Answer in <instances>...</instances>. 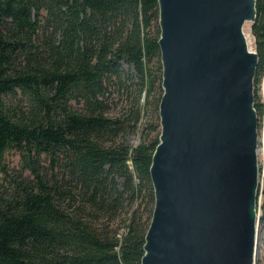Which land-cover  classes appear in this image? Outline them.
I'll list each match as a JSON object with an SVG mask.
<instances>
[{
    "label": "trees",
    "instance_id": "1",
    "mask_svg": "<svg viewBox=\"0 0 264 264\" xmlns=\"http://www.w3.org/2000/svg\"><path fill=\"white\" fill-rule=\"evenodd\" d=\"M253 7L254 90L264 0ZM157 20L156 0H0V172L10 151L20 169L0 197V264H140L162 94ZM113 94L130 100L125 116L107 117ZM252 106L260 117L254 93ZM142 114L156 124L131 148L122 135ZM258 193L254 264H264Z\"/></svg>",
    "mask_w": 264,
    "mask_h": 264
},
{
    "label": "water",
    "instance_id": "2",
    "mask_svg": "<svg viewBox=\"0 0 264 264\" xmlns=\"http://www.w3.org/2000/svg\"><path fill=\"white\" fill-rule=\"evenodd\" d=\"M162 94L140 264H254V0H156Z\"/></svg>",
    "mask_w": 264,
    "mask_h": 264
},
{
    "label": "rangeland",
    "instance_id": "3",
    "mask_svg": "<svg viewBox=\"0 0 264 264\" xmlns=\"http://www.w3.org/2000/svg\"><path fill=\"white\" fill-rule=\"evenodd\" d=\"M249 25L250 23H244L242 27V32L244 33L246 40L248 41L249 48L253 50L252 46V39L249 33ZM121 67L124 71H132L131 68L126 67L125 64H121ZM262 74H264V67ZM253 93L255 95V98H257L258 103H261L262 105V113L260 117H257V128H256V163H257V171H258V192L262 190L264 187V83L263 78L259 83H257L256 86H254ZM7 101H12V99H9L6 97ZM139 105L142 104L141 99L139 100ZM132 108V104H130V100L125 101V98L123 96L113 94L110 97V101H108V110H107V117L109 118H118L122 115H126L128 111H130ZM156 124L153 119H149L145 114H142L136 128L132 133L125 132L122 135V141L124 143L133 148L137 146L141 139V133L143 132V129L147 126L149 123ZM159 124V123H158ZM259 125V126H258ZM159 131V128H158ZM153 134H150L152 136ZM3 166H4V173L0 172V197H3V192L6 188V183L9 177H16L19 175L20 169H19V158L16 153L10 151L7 152L3 157ZM23 176H26V173L22 174ZM120 182V181H118ZM258 193V194H259ZM258 201L256 202V208L255 212L257 214V217L261 214V211L259 210L260 205V197L258 196ZM257 245V241H256Z\"/></svg>",
    "mask_w": 264,
    "mask_h": 264
},
{
    "label": "bare ground",
    "instance_id": "4",
    "mask_svg": "<svg viewBox=\"0 0 264 264\" xmlns=\"http://www.w3.org/2000/svg\"><path fill=\"white\" fill-rule=\"evenodd\" d=\"M244 23H246V21H244ZM243 23V24H244ZM243 27V26H242ZM242 34H243V38H244V45H245V49H246V51H248V53H253L254 51L251 49V48H249V45H248V41L246 40V37H245V35H244V33L242 32ZM258 198V197H257ZM257 201H258V199H257ZM258 229V228H257ZM257 235H258V231H257ZM256 241H257V237H256Z\"/></svg>",
    "mask_w": 264,
    "mask_h": 264
}]
</instances>
